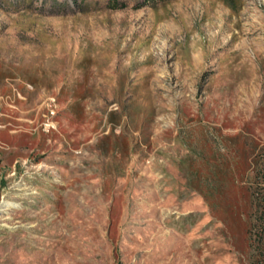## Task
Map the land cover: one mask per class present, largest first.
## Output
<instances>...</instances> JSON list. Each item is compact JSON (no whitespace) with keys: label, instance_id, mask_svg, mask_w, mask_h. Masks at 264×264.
<instances>
[{"label":"rangeland","instance_id":"1","mask_svg":"<svg viewBox=\"0 0 264 264\" xmlns=\"http://www.w3.org/2000/svg\"><path fill=\"white\" fill-rule=\"evenodd\" d=\"M121 3L0 0V264H252L264 0Z\"/></svg>","mask_w":264,"mask_h":264},{"label":"trees","instance_id":"2","mask_svg":"<svg viewBox=\"0 0 264 264\" xmlns=\"http://www.w3.org/2000/svg\"><path fill=\"white\" fill-rule=\"evenodd\" d=\"M110 7L119 8L121 0H109ZM255 173L247 186L250 196L246 235L250 246L251 263L264 264V155L254 161Z\"/></svg>","mask_w":264,"mask_h":264},{"label":"built area","instance_id":"3","mask_svg":"<svg viewBox=\"0 0 264 264\" xmlns=\"http://www.w3.org/2000/svg\"><path fill=\"white\" fill-rule=\"evenodd\" d=\"M52 118H47L46 121L44 122V125L47 129H49L50 127H52Z\"/></svg>","mask_w":264,"mask_h":264}]
</instances>
